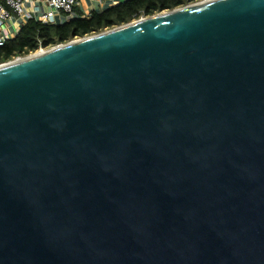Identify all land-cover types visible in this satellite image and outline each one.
I'll return each mask as SVG.
<instances>
[{
    "label": "water",
    "instance_id": "95a60500",
    "mask_svg": "<svg viewBox=\"0 0 264 264\" xmlns=\"http://www.w3.org/2000/svg\"><path fill=\"white\" fill-rule=\"evenodd\" d=\"M0 264H264V0L1 65Z\"/></svg>",
    "mask_w": 264,
    "mask_h": 264
},
{
    "label": "trees",
    "instance_id": "16d2710c",
    "mask_svg": "<svg viewBox=\"0 0 264 264\" xmlns=\"http://www.w3.org/2000/svg\"><path fill=\"white\" fill-rule=\"evenodd\" d=\"M201 0H126L117 5L108 4L105 9L92 11L83 18L76 10L66 22L44 25L34 20L23 25L12 40L0 47V64L36 51L40 44L49 48L65 44L76 38H84L120 27L141 17H151L172 11Z\"/></svg>",
    "mask_w": 264,
    "mask_h": 264
},
{
    "label": "built area",
    "instance_id": "2783aa9c",
    "mask_svg": "<svg viewBox=\"0 0 264 264\" xmlns=\"http://www.w3.org/2000/svg\"><path fill=\"white\" fill-rule=\"evenodd\" d=\"M89 1L91 0H0V47L7 41L14 39L21 27L30 20L44 25H56L58 21L66 22L76 10L82 12L83 18L90 16L89 8L87 9L84 5V2ZM93 1L103 6L107 4L117 5L126 0ZM143 18L145 17L140 19ZM50 48L52 47L46 48L40 44L36 51L28 55L42 53ZM24 57L27 56L16 57L7 63L21 60ZM7 63L0 64V66Z\"/></svg>",
    "mask_w": 264,
    "mask_h": 264
},
{
    "label": "crops",
    "instance_id": "0c3cea01",
    "mask_svg": "<svg viewBox=\"0 0 264 264\" xmlns=\"http://www.w3.org/2000/svg\"><path fill=\"white\" fill-rule=\"evenodd\" d=\"M84 5H85V7L88 9V12L90 11V12H92V11H99V10H102V9H105L107 6H108V4L107 5H103V6H100L99 5V3H97L96 1H93V0H91V1H89V2H84ZM73 17V16H72Z\"/></svg>",
    "mask_w": 264,
    "mask_h": 264
},
{
    "label": "rangeland",
    "instance_id": "374dc122",
    "mask_svg": "<svg viewBox=\"0 0 264 264\" xmlns=\"http://www.w3.org/2000/svg\"><path fill=\"white\" fill-rule=\"evenodd\" d=\"M160 14V13H159ZM156 15H158V14H156ZM155 16V15H154ZM152 17V16H151ZM135 21H137V20H135ZM134 22V21H133ZM77 39V38H76ZM78 39H80V38H78ZM26 56H29V55H26Z\"/></svg>",
    "mask_w": 264,
    "mask_h": 264
}]
</instances>
